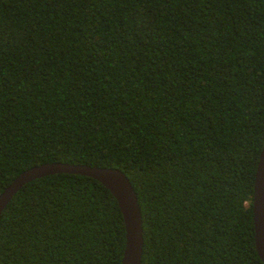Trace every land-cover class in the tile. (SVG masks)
I'll return each instance as SVG.
<instances>
[{"label": "trees", "instance_id": "obj_1", "mask_svg": "<svg viewBox=\"0 0 264 264\" xmlns=\"http://www.w3.org/2000/svg\"><path fill=\"white\" fill-rule=\"evenodd\" d=\"M264 0H0V194L50 162L116 167L138 194L142 264H264ZM99 180L26 183L0 264H122Z\"/></svg>", "mask_w": 264, "mask_h": 264}, {"label": "water", "instance_id": "obj_2", "mask_svg": "<svg viewBox=\"0 0 264 264\" xmlns=\"http://www.w3.org/2000/svg\"><path fill=\"white\" fill-rule=\"evenodd\" d=\"M75 173L93 177L111 190L122 210L126 227V247L122 264H142L144 227L138 194L129 177L116 167L50 162L30 167L19 174L0 194V216L26 183L50 174ZM253 223L256 250L264 262V145L260 155L253 196Z\"/></svg>", "mask_w": 264, "mask_h": 264}]
</instances>
